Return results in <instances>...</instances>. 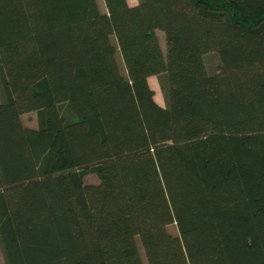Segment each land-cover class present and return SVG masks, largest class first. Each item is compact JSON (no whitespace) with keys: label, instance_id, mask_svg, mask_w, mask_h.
<instances>
[{"label":"trees","instance_id":"16d2710c","mask_svg":"<svg viewBox=\"0 0 264 264\" xmlns=\"http://www.w3.org/2000/svg\"><path fill=\"white\" fill-rule=\"evenodd\" d=\"M102 1L0 0V264H264V0Z\"/></svg>","mask_w":264,"mask_h":264},{"label":"rangeland","instance_id":"374dc122","mask_svg":"<svg viewBox=\"0 0 264 264\" xmlns=\"http://www.w3.org/2000/svg\"><path fill=\"white\" fill-rule=\"evenodd\" d=\"M97 1H98V4H99V7L101 9H103L104 8L103 7V1L102 0H97ZM137 1L138 0H127V2L130 5H134V3H136ZM159 32H160L159 33L160 43H161L162 46H164V44H165V42H164V34L161 31H159ZM116 57H117V61H118V64H119V67H120L121 71L124 72V65H123V62L121 60L120 54L118 52L116 53ZM203 61L205 63V67L208 70V72H212L213 69L219 63V56L215 52H209V53H206V54L203 55ZM153 79H154L153 81L155 83L154 94L157 95V97L159 99H161L162 102H164V104H165V99H164L163 92H162V90L160 88L159 79H158L157 76H154ZM21 118H22V121H23L24 125H26L28 127L36 128V126H37V115H36L35 111L24 113L21 116ZM84 182H86V183H95V182H97V177H96V175L94 173H87L84 176ZM168 230L172 234H176L177 233L174 224H170L168 226ZM1 260H2V263L4 264V260L2 258H1Z\"/></svg>","mask_w":264,"mask_h":264},{"label":"crops","instance_id":"0c3cea01","mask_svg":"<svg viewBox=\"0 0 264 264\" xmlns=\"http://www.w3.org/2000/svg\"><path fill=\"white\" fill-rule=\"evenodd\" d=\"M137 3V2H136ZM136 3H134V4H136ZM154 76L155 75H152V76H149L148 77V83H149V85H150V87L152 88V90L154 91L155 90V83H154ZM154 99H155V101L159 104V105H161V106H165V104H164V102H162V100L161 99H159L158 97H157V95H155L154 94Z\"/></svg>","mask_w":264,"mask_h":264}]
</instances>
